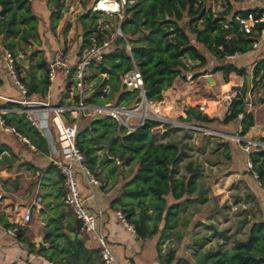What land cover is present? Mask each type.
Instances as JSON below:
<instances>
[{"label": "trees", "instance_id": "trees-1", "mask_svg": "<svg viewBox=\"0 0 264 264\" xmlns=\"http://www.w3.org/2000/svg\"><path fill=\"white\" fill-rule=\"evenodd\" d=\"M204 2L205 0H136L132 7L125 10V18L121 22L115 19L126 35L130 53L122 47L124 42L119 38L118 46L115 47L113 43L103 55L102 61L89 67L91 75L87 78L94 79L95 84L87 97L82 98L83 102L102 106L114 101L115 106L122 107H131L139 103V90L128 92L121 82L123 74L132 69V63L141 74L145 99L150 103H159L163 100L164 92L172 87L178 77L184 78V73L205 66L208 56L222 61L229 56L251 52V45L256 37L239 32L233 16L236 13L246 15L251 12L259 17L264 15V9L232 12V9L228 8L216 14L206 8ZM89 11V16L81 15L78 19L83 33L75 49L76 53L91 45L89 39L94 32L92 26L94 24L97 26V13L91 12L90 9ZM57 18L58 16L50 13V21ZM39 21L30 0H0L1 48L10 51L14 57L17 51L24 52L22 45L29 48L39 47L29 55L37 57L29 80L24 82L20 79L28 98L35 94L43 98L50 84L47 77L48 61L46 63L40 49ZM261 28H264V22L257 25V29ZM110 33L111 30L103 31V34ZM103 34L97 32L96 44L101 42ZM183 61L197 63L187 66ZM20 66L21 63L15 60L18 74ZM3 70L0 56V72ZM36 72L38 78H35ZM216 72H221L224 83L228 82V77L232 73L241 77L247 76L248 73L246 69L231 64L213 68L212 73ZM204 74L205 70L196 73L195 76ZM251 74L254 85L264 81V58L254 63ZM72 84L73 81L68 80L66 88L69 90ZM246 90L244 81L220 121L216 118L210 119L192 107L185 111V118H179L181 121H178L184 124H207L218 120L225 125L237 121L238 115L241 114L240 135L245 136L254 125L252 113L245 109ZM78 100L77 96L73 97L74 104L78 103ZM10 105L9 102H1L0 107ZM62 116L66 122H73L68 112H64ZM4 118L8 123L16 124L20 131L27 127L26 131L36 133L24 121L23 115L10 113L4 115ZM78 119L81 123L77 127V146L86 157V166L91 172L98 168L100 163L111 164L110 170L114 173H117L119 166L115 164L116 161L123 166H132V171L124 180L119 195L112 204L119 205L120 212L126 215L127 222L131 224L138 237L151 238L158 233L159 227L164 234L167 230L177 228L179 219L186 223L185 217L179 218V215L183 213L184 210H181L187 207L188 203H193L195 211L199 210L197 201L206 197V193L200 191L197 183L200 168L192 164V161H186L182 167L180 165L189 154L186 151L189 149L187 143L174 139L164 140L167 133H163L165 135L158 140L156 130L161 124L152 120H146L142 126L128 133L124 126L109 116L88 117L80 114ZM162 126L164 130L167 128L178 130L170 124ZM183 132V140H189L192 132L185 130ZM260 141L264 143V137H261ZM218 149H224L223 154L229 159L226 142L217 144L214 150ZM102 150L104 155L101 159L98 152ZM249 159L252 164L250 174L252 176L254 173L257 176L256 181L264 190V149L256 148ZM192 196L196 198L190 201L188 198ZM250 218L252 222L245 238H235L229 251L223 250L222 245H219L215 251L208 252L204 256L205 259H211V264H264V222L259 220V215ZM246 222L248 220L244 217L238 224ZM210 226L215 229L213 224ZM4 228L10 229L13 226L6 224ZM21 236L22 232L18 230L15 239L26 244L31 253L34 245ZM37 253L41 254V249H38ZM170 255L165 260L166 264L171 263L172 254Z\"/></svg>", "mask_w": 264, "mask_h": 264}, {"label": "crops", "instance_id": "crops-1", "mask_svg": "<svg viewBox=\"0 0 264 264\" xmlns=\"http://www.w3.org/2000/svg\"><path fill=\"white\" fill-rule=\"evenodd\" d=\"M38 30L40 34V29ZM40 37L43 42L41 34ZM1 40L0 35V42ZM239 56L243 55L234 56L232 59ZM49 59L50 56L47 61ZM1 74L0 97L16 101H40L59 107L74 104L72 94L65 87L61 75L50 82L43 98L36 94L28 98L10 87L4 72ZM90 75L91 71L87 73V76ZM203 79L206 82L209 81V85L216 84L214 74L198 76L192 82L188 81L190 84L184 83V86L177 82V80H182L178 77L172 87L164 92L163 100L154 104V108H157L160 114L162 110L169 116V120L177 122L182 115L185 118L183 112L189 107L197 110L198 106H203V108L205 106L204 115L210 119L222 120L226 113L225 106L223 109V106L219 105L218 108L214 107L210 111L207 108L210 101L199 92V83ZM10 89L13 94H9ZM19 105L11 104L5 108L0 107V109H7L16 115L17 111L30 110L25 105L17 108L20 107ZM239 121L236 122L237 127H239ZM209 124L213 123L201 125L206 127ZM10 125L17 127L16 124ZM228 125L230 124H225L224 127ZM26 130L27 127H23L22 131H19L29 139L35 151L17 142L13 137L0 135V226L4 228L7 224L18 227L22 232L21 238L32 243L34 247L30 253L26 244L19 242L15 237L6 235L0 229V264H102L98 256L97 241L92 235L80 233L78 222L63 203L62 182L52 164V160L58 159L59 156L53 154L50 149V141L55 143L57 140L54 128L51 129L49 139L41 137L37 131L34 133ZM225 132L221 134L227 140L226 136L232 134ZM248 136H250L249 131L244 138L250 139ZM256 138L260 139V137ZM237 146L240 148V145ZM237 148L233 146L235 151L229 153L233 161L231 168L226 169V167H217L219 165L213 164L209 166V170L220 173L228 172L236 181L246 180L251 174L247 168L241 167L240 161L242 160L239 156L243 157L244 163L246 158ZM110 167V165L102 164L93 170L92 173L99 181V186L88 185L81 174H78V182L88 209L92 212H101L100 229L106 236V241L118 264H166L165 260L171 256L170 254H172L170 264H211V259L207 260L204 257L208 252L215 251L219 245H222L223 250L229 251L235 238H245L252 222L250 216L247 217L248 222L243 223L240 229H236L232 224L227 226L231 221L221 214L220 209L226 204L223 194L212 192V189L209 190V185L206 197L197 201L198 211H195L193 203H188L184 213L187 222L182 223L181 219L178 221L182 223L181 230L177 229L178 225L177 228L167 230L163 234L159 227L155 236L146 239L138 237L136 233L132 234L117 219L116 214L121 211L119 205L112 204L128 176L123 175L124 171L120 166H118L117 173L110 170ZM248 179L245 183L254 197L264 198V190L251 177ZM220 181L221 179H218L211 186H215ZM224 190L229 192V189ZM195 198L192 196L188 199L192 201ZM217 204L220 206L218 209H216ZM26 212L30 213V218L27 223H24L23 215ZM259 220L264 222V213L259 215ZM210 224H213L215 229ZM221 232L224 233L220 235ZM170 234L177 237L173 244L169 243L168 235ZM234 235L237 237L233 238ZM38 249H41V254L37 253Z\"/></svg>", "mask_w": 264, "mask_h": 264}, {"label": "built area", "instance_id": "built-area-1", "mask_svg": "<svg viewBox=\"0 0 264 264\" xmlns=\"http://www.w3.org/2000/svg\"><path fill=\"white\" fill-rule=\"evenodd\" d=\"M136 3V0H93L90 10L93 13L101 14L104 16H113L121 22L125 18V10L132 7ZM233 20L237 22L238 31L246 35L255 36L256 40L251 45V51H255L259 44L264 41V28L257 29V25L264 22V15L256 17L253 13H247L242 15L236 13L233 16ZM93 31L90 37L91 45H87L80 53L70 51L66 52L63 48H55L47 63V77L49 82L55 80L59 75L63 77V82L66 87L68 80H72L73 84L69 89L71 96L78 97V103H75L66 107L51 106L48 103L40 101H16L5 97H0L1 100L13 104L25 105L30 108L28 111L20 110L18 114H22L33 130L37 131L41 137L50 138L51 129L54 128V132L57 140L55 143L50 141V149L53 154L58 155V159H53L52 164L59 173L63 183V203L71 212L75 221L79 224V231L81 234L92 235L98 244V256L102 264H118L114 257L107 241L106 236L101 232V212H92L85 204V200L81 194L78 182V174L84 176L86 183L92 186H99V181L95 178L93 173L87 168L86 157L79 150L77 146V125L76 121L80 114L84 116H109L114 121H117L120 125L124 126L128 133L143 125L146 120H152L155 122H162L164 124H178L187 127L191 130H200L193 125L182 124L173 122L167 118H163L157 108H154V104L148 102L142 93V77L135 64L132 63V69L123 74L121 82L125 87V90L131 92L133 90H139L140 101L139 103L131 107H122L115 105H102L93 106L83 102L87 95L91 92V79L87 78L88 69L91 65L100 63L103 59V55L106 53L110 46L114 43V40L122 38L125 49L130 53V47L126 40V35L121 31L120 23L114 30L113 34H103L106 29L92 27ZM97 32L103 34L101 42L97 43ZM237 56V55H234ZM234 56H229L222 61L232 59ZM220 61V62H222ZM1 62L2 66L7 74L11 83L22 96L26 95V89L19 80L17 69L15 68V59L13 55L7 49L1 50ZM240 91L237 90L236 94ZM234 93V92H233ZM235 94V95H236ZM234 95H226L223 97V104L226 108L230 106ZM246 103V97L244 99ZM248 105V104H246ZM199 111H203V106L198 107ZM64 112L69 113V118L73 122L68 123L62 116ZM7 109H0V135L13 137L17 142L25 145L30 150L35 151V148L31 145L29 139L23 135L15 126L10 125L4 118V115L9 114ZM242 115H238L240 120ZM205 131V130H202ZM228 140H232L240 146L243 155L246 158V168L251 171L252 164L249 156L252 152L260 147L264 149V143L258 138L245 139L240 135V131L234 135L226 136ZM254 179L257 176L252 173ZM259 185V184H258ZM118 221L126 227L132 234L135 231L131 225L127 222L126 215L120 211L116 214ZM30 218V213L26 212L23 215V222L27 223ZM0 229L11 237H15L18 227L6 229L0 226Z\"/></svg>", "mask_w": 264, "mask_h": 264}, {"label": "rangeland", "instance_id": "rangeland-1", "mask_svg": "<svg viewBox=\"0 0 264 264\" xmlns=\"http://www.w3.org/2000/svg\"><path fill=\"white\" fill-rule=\"evenodd\" d=\"M30 1L32 3L33 12L39 17L40 20L38 28L40 29V34L44 39L43 42L41 40L40 49H42L43 51L45 60L47 61V59L50 56V53H52V51L55 48H63L68 53H70V51L75 52V49L79 42V38L83 33L82 25L81 23H79L78 19L81 15L89 16L90 13L89 9L91 7V3L93 0H30ZM204 4L206 8L210 9L216 14L226 11L228 8H231L232 12H240L254 8L264 9L263 0H205ZM50 13H52V15L56 17L58 16V18L55 21H50L49 19ZM96 15H97V21H96L97 26L94 24L92 27H94L95 29L97 27H101L103 29L111 30L110 34H113L114 28L116 29V27L118 26V23L115 20L116 17L113 16L106 17L101 14H96ZM1 43L2 40L0 42V45ZM21 48L23 49L24 52L17 51L16 54L14 55V59L21 63V66L19 68L20 70L19 80L23 79L24 82H27L29 80L30 75L34 71L35 68L34 65L37 58L32 56L29 57V55L32 53V51L39 49V47L29 48L27 46L22 45ZM0 56H1V48H0ZM263 58H264V41H262L259 44L258 48L252 53L245 54L241 57L239 56L232 60L220 62V60L208 56L205 66H203L200 69H195L192 70L191 72L184 73L183 74L184 78L180 77L182 80L181 81L177 80V82H179L180 84H182V86H184L183 85L184 83H188V81L192 82L194 78H196L195 76L196 73H202L203 70H205V73L207 75L210 74L213 75L212 69L215 67L222 66L224 64L225 65L231 64L237 68L246 69V71L248 72L247 76H243V77L235 76L232 73L229 75L227 83H224L221 72H216L214 73L216 84L209 85L210 84L209 81L206 82L203 79L199 83L200 86L199 92L200 94L204 95V97L207 98V100L210 101V105H208L209 103L207 104L208 105L207 108L210 109V111H212L214 107L218 108L219 105H222L224 109V104L222 102L223 97L227 94L235 96L237 92V90L235 89L238 90L241 89L245 81L247 87L246 104H248L246 105L245 109L247 112L252 113L254 119L253 121L254 125L253 127H251V129H249L250 136L248 137L250 139H254V138L256 139V137L261 138L264 137V81L257 82V84L254 85L252 83L251 71L254 66V63ZM183 64L187 66L196 65L195 62H190V61L189 62L183 61ZM89 71L90 70L88 69V72ZM3 72L7 77L9 86L15 88L4 70ZM35 75H36L35 78H38V72H36ZM246 78H249L248 83L246 82ZM91 83H92L91 86V90H92V87L95 84V80L91 79ZM15 89L18 90L17 88ZM10 90L11 92L9 94H13L12 89ZM204 91H206L205 94ZM0 102L3 101L0 100ZM109 104L114 105V101L113 103H109ZM153 104L156 105L157 103H153ZM14 105L17 104H13V106ZM19 106L20 107L17 108H21L23 105H19ZM204 111L205 110L199 112L203 114ZM183 113H185V111ZM161 116L163 118H167V119L169 118V116L165 114V112H163L162 110H161ZM183 117L184 116L182 115V117L180 118ZM178 120L181 121L180 119ZM24 121L27 123L25 118ZM238 121L239 120L237 119V121L231 122L230 125H228V127H224V125H222L218 120L212 122L213 124H209L206 127L197 123H193V124L188 123L196 128H199L200 130H191L185 126L178 124H174V125L170 124L171 126L178 128V130H170L169 128H167V130H164V126H162L164 123L160 122L163 129L160 126L156 130L158 132L157 134L158 140H161L160 138L162 137V135H165L163 133H167V136H165L164 140L174 139L177 142L187 143L188 145L187 147H189V149L186 151H188L189 154L186 158H184L180 162L181 167L183 166V163H185L186 161H192L193 162L192 164L200 168V175L197 179V183L199 185L200 191L206 193L207 191L212 189V192L216 194H220V193L223 194V198L225 199L224 201L226 204H224L222 208L217 204L216 209L220 207L222 212L221 214L224 217H226L228 221L229 220L231 221L230 223L227 224V226L232 224L236 227V229L241 228L242 224H238V221L242 220L244 217L245 219H247L248 216H258L264 213V198H261L260 196L254 197V194H252L251 191L247 189L245 183L246 180H249L248 179L249 177H251L254 181H256V179H254L253 176L248 175L249 177H247L246 180L236 181L235 179L232 178L230 173L228 172L220 173L212 169L209 170V166L215 164V166L219 165L217 167H223V168L226 167V169L232 167L233 161H231L230 156L228 159L224 154L221 155L222 153H224L223 152L224 149L214 150V148L217 144L221 142L223 143L226 142L229 148L228 153H231V151L232 152L235 151L233 149V146L234 148H237L238 143L232 140H228V139L226 140L221 133H226L225 131L229 132V134L232 135L238 133L240 129L239 127H237L236 124V122ZM80 123L78 119L76 121L77 127L79 126ZM183 130L192 132V136L189 140L186 139L183 140L182 138L184 133ZM242 145L243 144L241 143L240 146ZM237 149L241 151L239 147ZM98 154L102 159L104 155V150L99 151ZM239 157L242 160L240 161L241 167L246 169V162L244 163L243 157H241V155ZM102 164H106L108 166L111 165L109 163H100L99 166ZM115 164L119 165L120 168L124 171L123 173L124 176L125 175L128 176L130 171H132L131 170L132 166H123L117 161L115 162ZM180 171H181L180 173H182V170ZM59 178L62 182L60 175ZM218 179H221V181L218 184H215V186L213 185L211 186V184L213 182L214 183L217 182ZM208 185L210 186L209 190H207ZM62 188H63V183H62ZM224 189H229L228 190L229 192L227 193L226 190ZM181 211H183V215H179V218L186 217V214H184L186 211V206ZM181 225L182 223H179V227L177 228L178 230H181L180 228ZM168 237L170 238L169 241L170 244L175 243L177 240V237L175 235L170 234L168 235ZM232 237L234 238L237 236L234 235Z\"/></svg>", "mask_w": 264, "mask_h": 264}, {"label": "water", "instance_id": "water-1", "mask_svg": "<svg viewBox=\"0 0 264 264\" xmlns=\"http://www.w3.org/2000/svg\"><path fill=\"white\" fill-rule=\"evenodd\" d=\"M119 45V38L117 37L115 40H114V46L116 47V46H118ZM123 48H125V46L123 45L122 46ZM248 81H249V78H246V82L248 83ZM142 93H143V96H144V98H145V95H144V91H143V89H142ZM100 116V115H99Z\"/></svg>", "mask_w": 264, "mask_h": 264}, {"label": "clouds", "instance_id": "clouds-1", "mask_svg": "<svg viewBox=\"0 0 264 264\" xmlns=\"http://www.w3.org/2000/svg\"><path fill=\"white\" fill-rule=\"evenodd\" d=\"M197 109H198V107H197ZM178 122V121H177ZM178 123H181V122H178ZM182 124H184V123H182ZM188 125V124H187ZM190 125V124H189Z\"/></svg>", "mask_w": 264, "mask_h": 264}]
</instances>
